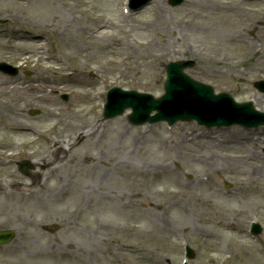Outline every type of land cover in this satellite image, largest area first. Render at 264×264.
Wrapping results in <instances>:
<instances>
[{
    "label": "rangeland",
    "instance_id": "1",
    "mask_svg": "<svg viewBox=\"0 0 264 264\" xmlns=\"http://www.w3.org/2000/svg\"><path fill=\"white\" fill-rule=\"evenodd\" d=\"M67 2L69 5H58L59 10L55 8V2L49 1L47 5L42 7L38 4L40 7L32 10L21 0H0V19L5 22L0 24V62L19 69L16 76L0 73L1 76L33 80L40 76L41 65L46 68L42 72L45 77L59 79L72 71L80 72L74 74L81 76L78 83L81 86L67 85L52 93L56 113H62L61 118L47 121L41 106L20 107L17 121L21 126L37 130L40 139L36 141L30 135L21 137L25 134L23 128L15 130L20 136L14 140L20 155L0 167V179L6 182L7 177L12 190L22 186L24 190L31 189L42 183L54 184L55 176H50L47 166L33 163L34 158L26 153L37 152L39 160H44L59 145L56 139L53 141L56 136L66 147L62 156L74 154L81 161L86 155L103 156L106 149L113 153L115 146L126 145L130 147L133 165L149 171L138 188L143 200L162 205L156 211L149 205L146 214L131 210V217L126 219L107 209L93 193L91 197L85 195L79 211L66 195L59 201L61 204L55 206L53 215H21L23 218L16 222L15 213L6 212L5 215L0 212V229H13L17 233L12 243L0 247V264H182L184 243L194 252V258L188 264H264V259L257 257L256 247L246 234L250 221H256L262 226L257 238L264 244V170L261 169L264 126L256 129L241 126L207 129L196 122H179L172 129L165 123L134 126L127 119L130 110L122 116L104 120L102 108L107 91L114 87L150 93L155 98L162 96L165 66L174 61L193 60L195 68L186 70L192 78L211 85L217 93L227 92L237 102L252 100L254 107L264 112V94L253 85L264 80V71L250 70L263 41L258 32L264 28V0H232L241 10L238 11L241 17L219 14L209 19L199 13L204 0H185L179 7H171L168 0H154L144 9L137 13L131 11L129 15L122 11L126 0ZM42 11L52 14L45 22L35 17ZM58 11L61 17H67L60 25L57 21L61 17L54 18ZM91 17H96L97 21L91 23ZM160 17H166L167 33L163 35L169 36L170 47L174 51L162 61L155 62L158 63L156 70L149 68L142 76H121L115 72L113 67L116 63H129L131 58L123 60L124 56L112 51L126 45L139 55V43L157 45L161 33L159 28H152V23ZM108 22L118 28H109L111 37L100 44L94 43ZM27 35L41 36L40 39L48 43L45 53L44 50L41 52L60 58V65L47 63L36 54H27L23 50V38H20ZM81 46L88 47V51H79ZM90 54L96 55L88 62ZM147 56L154 63L157 53L148 50ZM49 66L57 68L56 73ZM94 91L101 94L100 99L93 98ZM65 94L67 101L64 100ZM33 110H38L39 114L32 115ZM89 120L98 124V132L89 140L90 147L83 146V136L78 129ZM118 123L126 126L127 140H117L115 135H109ZM236 129L250 136L245 138L241 149L225 150L215 146L218 141H223L219 136L224 137L223 134ZM141 134L145 136V146L136 139ZM182 137H185L187 147L184 150L177 145ZM0 142H8V139L0 136ZM11 153L7 152L8 155ZM245 156L249 159L246 160ZM23 161L29 162L27 173L19 170L18 164ZM151 162L162 166L148 170L147 164ZM98 167L105 168L108 174L106 184L120 190L119 173L105 167L104 162ZM73 170L67 167L63 171L70 184L77 182L80 176L78 170ZM174 176L183 178L189 190L195 192L196 198L181 199L182 208L170 206L166 200V190H174ZM215 204L222 206L224 217L232 220L230 224L214 228L208 215ZM154 212L162 222V231L154 227ZM96 223H115L116 235L123 237L122 242L117 245L106 243L112 231L110 227L99 240L93 238L90 227ZM126 224L130 226L127 231L122 229ZM215 229V244L212 245L208 234Z\"/></svg>",
    "mask_w": 264,
    "mask_h": 264
},
{
    "label": "bare ground",
    "instance_id": "2",
    "mask_svg": "<svg viewBox=\"0 0 264 264\" xmlns=\"http://www.w3.org/2000/svg\"><path fill=\"white\" fill-rule=\"evenodd\" d=\"M24 1L28 8L32 10L34 8H39L40 6H45L49 2H55V8L59 10L58 5L68 4V0H21ZM40 6H37V5ZM201 8L199 9L200 14L207 15L209 18L217 17L219 14H224L227 16H239L238 11H241L236 4L232 2V0H204V3L201 4ZM18 6V3H17ZM39 12V9L37 10ZM48 14L42 11L41 13H37L35 15L37 20L46 21L48 19ZM58 15V16H57ZM54 15V18L61 17L60 12ZM43 17V19H41ZM166 17L157 18L154 23H152V28H159L161 37L157 45H153L150 43H139V48L141 52L139 55H136L131 51L129 46L120 45L116 48V50L112 51L113 53L124 56L125 59L129 60L128 62H118L113 67L114 71L120 74L121 76H128L131 74H138L140 76L144 75L149 68H154L156 70V61H162L167 54L172 53L174 51L170 47L171 39L169 36H164L163 33H167L166 31V21L164 20ZM67 17L62 16L60 21H57V25H60L62 21H65ZM96 17H91V23L96 22ZM70 22V21H68ZM40 27V25L38 26ZM118 28L117 25H114L111 22H108L105 25L103 31L96 36V40L94 43L100 44L103 40L110 38L109 28ZM261 32H258L259 38L263 41L260 42V48L257 51L259 56L253 62L250 67L251 71L258 72L260 70L264 71V28L260 29ZM170 33L173 35V32L170 30ZM109 36V37H108ZM23 38L24 47L23 50L29 55L36 54L39 58H44L47 63L50 64H58L60 65V58L52 57L45 55L41 51L44 50L45 46H48V43L42 41L41 36H20ZM38 40V41H37ZM41 40V41H39ZM152 44V45H151ZM88 47L81 46L79 51L87 52ZM150 50L154 53H157V56L154 57V63L149 56H147V51ZM112 52L110 54H112ZM96 54H90L88 62L93 60ZM87 65V64H86ZM49 69H52L56 73L55 67L49 66ZM59 69H66L64 67H60ZM46 68L41 65L39 68L40 76L33 80H23V79H8L0 75V136L7 138L8 142L2 143L0 142V167L7 165L14 157L17 155L13 153L16 151L17 144L14 143V140L18 136L15 133V130L18 128H23L25 130V134L21 135H30L35 136L36 131L30 126H21L17 121L19 111L22 105L26 106H41L44 109V117L45 120H55L59 119L62 116V113H56L57 108L54 106L56 102L53 98L52 93L59 91L61 88L70 85L77 86L80 82L81 76L76 75L74 73H80L76 71H72L71 73L63 75L62 78H50L42 76V72L45 71ZM156 73V72H155ZM153 76V75H152ZM156 77V74H154ZM154 77V78H155ZM81 86V85H78ZM90 122H86L81 124L78 129L81 131V135L83 136V146L88 145L90 147V139L92 136L98 132V124L93 122V120H89ZM87 130V132H82ZM9 134V135H7ZM109 135L117 140L128 139L127 128L122 123H118L116 129H112L109 132ZM224 137L219 136L223 139V141H218V144L215 143L216 147H223L225 150L231 149H241L246 137H250L248 133H245L242 130H232L223 134ZM138 143L140 145H146V140L144 135H138L136 137ZM185 137H182L180 142L177 145L180 147L179 149H186L185 146ZM211 140V139H210ZM56 141L59 145L46 156L44 160H39V154L37 152H27L28 156L34 158L33 163L40 164L43 163L44 166H47V169L50 170V176L54 175L55 183L49 185L48 183L37 184V187L31 189H23L24 186L20 187L18 190H12L9 188L6 182L0 179V212L5 214L15 213L17 216L15 217L16 222H19L21 215H31L37 217L39 215L48 216L55 214V206L61 204L59 202L62 200V196L68 195L73 201L74 206L76 207V211L80 210V206L84 200L85 195L93 196V193L97 194V199L102 200L105 207L107 209L112 210L114 213L119 214L120 216L128 219L131 217V210H139L141 214L147 213V207L150 205L153 211L159 209L162 205L161 203H146L143 200V195L140 191H138L140 181L148 174L149 171H146V168L141 166L135 167L132 163V154L129 146L124 147H114L113 153H109V150L106 149L102 152L103 156L98 155H86L84 160H78L77 155H71L70 153L62 156V152L66 150V147L60 144V139ZM148 142V141H147ZM258 148V147H256ZM8 151H12L11 154H7ZM195 154H199L195 152ZM109 158V159H108ZM246 160L249 159V156L244 157ZM104 162V166L116 171L119 173L118 182L120 190L118 188L110 187L106 184L108 181V174L105 171V168L100 169L98 165ZM261 169L264 170V160L261 162ZM162 164L149 163L147 164V169L151 170L153 168H159ZM69 167L70 169L78 170L80 173L79 179L77 182L70 184L69 178L63 173ZM151 168V169H149ZM73 170V171H74ZM44 172V171H43ZM34 174H38L35 172ZM44 174V173H43ZM144 180V179H143ZM174 190H166L165 195L166 200L171 204L170 206L181 207L183 206L181 203V199L190 200L195 197V192L190 191L187 187L186 181L181 177L174 176L173 181ZM39 185V186H38ZM134 189L135 192H131ZM133 201V202H130ZM179 201V202H178ZM182 208V207H181ZM69 210V209H68ZM222 206L219 204H215L212 207L211 212L208 215L209 221L214 225V228H222L232 222V220L227 216L224 217L222 211ZM157 215L156 212L153 213ZM6 215V214H5ZM9 217V216H7ZM154 219V227L157 228L158 231L163 230L162 222L156 218ZM110 227L112 229L109 234V238L106 239V243L120 244L122 242L123 237H118L116 235V227L115 223L111 225L104 224H93L90 227L92 231L93 238L99 240L100 235ZM129 224H126L122 229L128 230ZM176 232V230H173ZM173 232V233H174ZM215 230H212L208 236L211 239L209 243L212 245L215 244ZM127 234V233H125ZM264 248V246H262ZM257 257L262 259V253L257 251Z\"/></svg>",
    "mask_w": 264,
    "mask_h": 264
},
{
    "label": "water",
    "instance_id": "3",
    "mask_svg": "<svg viewBox=\"0 0 264 264\" xmlns=\"http://www.w3.org/2000/svg\"><path fill=\"white\" fill-rule=\"evenodd\" d=\"M187 65H192V64H187ZM187 65L185 63H175V64H171L167 68V73H168L167 82H166L167 95L164 97L163 101H170L173 99V93H174L175 89H174V85L172 84V80L174 78V75L178 74V73H182L183 68L186 67ZM185 83H190V82L185 80ZM199 89H201V88H199ZM205 92H208V91L206 90ZM160 102H161V100L148 101L147 104L149 106V111H150V109H158L159 110ZM162 114L163 113L160 112L158 116H156L154 118H150V121L151 122L158 121L160 119L159 117H163ZM111 116H114V114H112V115L108 114L107 115V117H111ZM12 237H13V234L11 232H0V244L9 242L12 239ZM191 256H193L192 253H191Z\"/></svg>",
    "mask_w": 264,
    "mask_h": 264
}]
</instances>
